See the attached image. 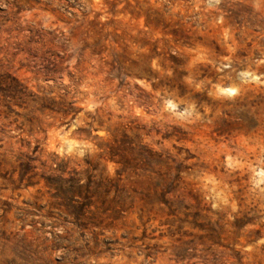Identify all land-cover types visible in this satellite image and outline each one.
<instances>
[{
    "label": "rangeland",
    "instance_id": "374dc122",
    "mask_svg": "<svg viewBox=\"0 0 264 264\" xmlns=\"http://www.w3.org/2000/svg\"><path fill=\"white\" fill-rule=\"evenodd\" d=\"M0 264H264V0H0Z\"/></svg>",
    "mask_w": 264,
    "mask_h": 264
},
{
    "label": "trees",
    "instance_id": "16d2710c",
    "mask_svg": "<svg viewBox=\"0 0 264 264\" xmlns=\"http://www.w3.org/2000/svg\"><path fill=\"white\" fill-rule=\"evenodd\" d=\"M77 189L80 191L82 189V185L78 184ZM72 197V196H71ZM73 207H75V205H73Z\"/></svg>",
    "mask_w": 264,
    "mask_h": 264
}]
</instances>
